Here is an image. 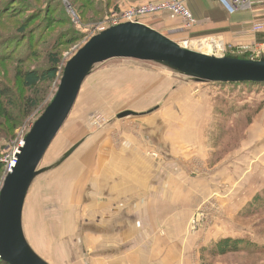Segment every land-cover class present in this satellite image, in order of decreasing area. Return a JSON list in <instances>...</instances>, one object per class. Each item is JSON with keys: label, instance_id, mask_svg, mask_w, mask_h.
Segmentation results:
<instances>
[{"label": "rangeland", "instance_id": "obj_1", "mask_svg": "<svg viewBox=\"0 0 264 264\" xmlns=\"http://www.w3.org/2000/svg\"><path fill=\"white\" fill-rule=\"evenodd\" d=\"M133 2L120 0L118 6L123 9L136 5ZM95 3L96 0H0L2 59L5 58L3 53H7L5 45L8 41L1 36L10 37L19 33L17 22L21 16L18 14L26 11L22 5L37 11L46 8L44 13L51 6L52 11L56 10V21L49 27H44L40 20L29 27H37L36 37L42 30V42L34 48V60L19 66L14 61H0V90L11 88L18 96L19 104L30 94L37 101L31 115L12 132L13 139L6 142L0 140V153L6 152L12 142L27 135L34 121L52 101L61 80L57 76L56 81L29 93L15 77L17 71L32 68V65H43L42 53H47L46 47H51L54 40L58 41L54 51L64 68L67 61L95 36V27L100 28L111 18V14L121 11L118 8L115 12L111 10L98 15ZM7 9L9 11L3 15ZM71 25L84 35L83 39L71 43L64 41ZM203 40L213 38L190 36L176 43L192 49L195 42ZM213 50L214 47H211V52ZM228 52V48L225 51L221 49L214 55H245L251 58L253 54L251 50L235 54ZM123 80L125 82L121 84ZM133 82L138 84L136 90L131 89ZM132 91L140 93L130 94ZM121 114L122 118H118ZM187 117L202 120H196L195 127L201 136L189 145L176 140L173 143L176 150L171 153L169 142L164 139L170 131L180 134L185 133L186 128L190 129L195 120L190 127L182 126V120ZM125 135L132 140H124ZM82 140H85L82 145L58 165L64 154ZM121 142H127L136 151L143 152L141 155L146 156L148 164L154 166L161 153L164 154V164L171 157L177 158L188 177L200 179L202 183L204 178H210L207 181L210 182L209 193L201 197L200 205L185 227L184 241L187 243L188 237H194V247L190 254H186L184 249L179 253V264H183V258L188 257L190 264H264V253L216 254L217 245L225 239L244 238L252 245H264V209L255 210L257 201H254L258 199V194L264 193V86L244 90L241 86L204 83L162 64L129 59L109 60L91 69L70 115L37 168L38 173L23 207L22 230L28 247L41 261L46 264H90L93 259L95 264H109L102 259L107 256L105 250L103 256L100 250H92L89 236L92 233L89 232L93 223L99 220L96 225L103 224L107 235L103 238L104 242L122 239L112 232L116 221H108V213L114 211L110 188L114 182L121 181V174L117 179L107 180L113 166L111 151L118 150ZM79 153L86 156L80 170L71 175L65 174L66 169L60 173L70 162L77 161ZM100 160L104 161L103 166H99ZM143 165L147 166L145 162ZM5 177L2 168L0 188ZM92 181L94 183L91 184ZM96 184H100V188L94 189ZM119 199V204L125 207L119 216H136L129 213L131 207L126 205L132 201L123 196ZM253 208L254 213L251 212ZM98 211H102L103 215L98 216Z\"/></svg>", "mask_w": 264, "mask_h": 264}, {"label": "crops", "instance_id": "obj_2", "mask_svg": "<svg viewBox=\"0 0 264 264\" xmlns=\"http://www.w3.org/2000/svg\"><path fill=\"white\" fill-rule=\"evenodd\" d=\"M146 1L157 0H134L136 4ZM186 6L197 21V25L190 31L184 30L181 21L170 13H161L147 19L144 23L175 42L190 36L194 38H217L215 41L221 43L222 50L231 48L228 53L232 54L240 53V48L245 46L252 50L255 45L264 41V33L254 34L251 29V24L254 21H264V0H255L251 11L238 12L233 15H229L218 0H188ZM192 80L195 79L192 78ZM124 82L123 80L121 84ZM137 87L136 82L131 84L132 90H136ZM127 88L129 91L130 88L128 86ZM133 93H140V91L130 92V94ZM196 106L194 108H197ZM196 120L202 121L187 117L182 120V126L190 127L194 121L190 129L186 128L185 133L180 134H173L170 131L166 135L164 141L169 142L171 153L176 150L173 144L176 140L189 145L201 136L195 129ZM195 131L197 133H194ZM127 139L129 142L132 140L125 135L124 140ZM85 140L78 143V147ZM121 144L122 146L118 150L111 151L110 160L113 166L107 174V180L110 181L113 177L117 179L118 174H121V181L114 182L110 188L113 191L110 194H113L111 201L114 205V211L108 213L110 216L108 221H116L117 225L113 226L112 232L115 237L118 236L122 239L104 242L103 238L107 236L105 227L103 224L96 225L100 222L97 220L91 226L92 231L89 232L92 233L89 234L92 243L91 248L93 251L98 250L99 252L100 250L101 256L106 251L107 256L102 259L107 260L109 264H179V253L184 249L186 254H190L194 247V245L192 246L195 243L194 237H188L187 243L184 241L185 227L189 217L200 205L201 197L209 193L210 182L207 181L210 178H204L205 181L202 183L200 179L188 177L183 171L184 167L179 166L177 158L171 157L164 164V154L161 153H159V158L155 159L156 162L153 166L146 162V156L141 155L143 152L136 151L127 142H121ZM77 156V161L70 162L60 173L65 169L66 175L79 171L86 156L81 153ZM107 158L109 159V157ZM61 159L58 165L64 162H61ZM143 162L147 166L143 165ZM103 164L104 161L100 160L99 166H103ZM161 172L164 173L163 176L160 175ZM195 184H204V186L201 188ZM99 185H94V189L95 187L100 188ZM110 185L109 183L108 186L110 187ZM121 196L132 201L126 205L131 207L129 213H134L136 216H119L120 211L125 209L119 204ZM101 215L103 212L98 211V216ZM121 228L123 229L121 230ZM93 239H96L95 242ZM112 253H116L117 256H109ZM187 261L190 264L189 257L183 258L182 263L186 264ZM90 264H95V261L92 259Z\"/></svg>", "mask_w": 264, "mask_h": 264}, {"label": "water", "instance_id": "obj_3", "mask_svg": "<svg viewBox=\"0 0 264 264\" xmlns=\"http://www.w3.org/2000/svg\"><path fill=\"white\" fill-rule=\"evenodd\" d=\"M114 59L162 64L204 83L264 84V59L200 53L182 47L145 24L122 23L90 38L65 64L55 96L27 133L17 163L0 188V261L4 264H46L28 247L23 235L25 199L37 168L67 120L84 80L94 66ZM77 147L78 144L69 149L61 162Z\"/></svg>", "mask_w": 264, "mask_h": 264}, {"label": "trees", "instance_id": "obj_4", "mask_svg": "<svg viewBox=\"0 0 264 264\" xmlns=\"http://www.w3.org/2000/svg\"><path fill=\"white\" fill-rule=\"evenodd\" d=\"M119 1L120 0H96V13L98 15H103L108 13L109 11H117L119 8ZM16 2V1H15ZM13 2L10 4V8L13 7ZM2 5V4H1ZM0 5V7H1ZM138 5V4H136ZM23 6V11L18 14V16H21V20L17 22L18 26V34L15 36H1L3 40H7L8 43H6L5 50L7 53H3L5 56L4 59L0 58V61H14L18 66L23 63H28L33 59V56H36L34 48L36 45L42 42L41 40V32L37 35L35 30H37V27L34 29H30L32 23L35 24L37 20H40L42 22V25L44 27L50 26L56 21L55 17V11H52V6L48 8V12L44 13V8L42 11H37L34 9H29L27 6ZM122 10V8H119V10ZM9 9L5 11L3 15H5ZM41 13H37V12ZM44 13V14H43ZM77 14V13H76ZM78 20L81 23V19L79 15L77 14ZM2 18V15H0V19ZM33 24V25H34ZM39 26V25H38ZM65 32V31H64ZM66 39L64 41L67 42H75L80 41L83 39L84 35L80 32H78L74 27H71L68 29V33L66 34ZM12 40V41H10ZM72 40V41H69ZM21 41V42H19ZM58 44V41L54 40L51 47L47 46L46 50L47 53L43 51L42 55L44 58L43 65L35 66L32 65V68L29 69H19L16 73V78L19 80V83L21 87L30 93V91L36 92L38 88L42 85H46L48 83H52L56 81L57 76L59 78L62 77L63 73V66L61 65V62L59 60V55L57 54L55 48ZM40 47V46H39ZM20 50V52H18ZM54 51V52H53ZM19 53V54H18ZM18 54V55H17ZM230 57H236L241 59H249L245 55L241 56H234V55H226ZM221 86H230V87H243L244 90H251L254 86H264V84H255V83H218ZM19 100L16 93L10 88H2L0 90V140L1 141H10L13 139L12 132L17 128V126L27 117L31 115V113L36 108V98L34 96L27 95L24 97L23 100H21V103L17 102ZM17 105H19L17 107ZM40 117V115H39ZM38 117V118H39ZM37 118V119H38ZM36 119V120H37ZM35 120V121H36ZM34 121V123H35ZM3 166L0 164V174L2 173ZM264 193H260L257 195L258 199H254V201H257V205L255 207V210L264 209ZM255 201V202H256ZM254 202V203H255ZM254 213V208L252 211ZM244 239V238H243ZM234 240V239H225L217 245L218 250H216V254L219 256L223 255H229V254H245L248 255L249 253H254L256 255L263 254L264 253V245L261 246H255L252 245L248 240ZM214 253H212L213 255ZM1 263V261H0Z\"/></svg>", "mask_w": 264, "mask_h": 264}, {"label": "built area", "instance_id": "obj_5", "mask_svg": "<svg viewBox=\"0 0 264 264\" xmlns=\"http://www.w3.org/2000/svg\"><path fill=\"white\" fill-rule=\"evenodd\" d=\"M188 0H157L146 1L144 3L133 5L123 8L118 14H111V18L107 20L100 28L95 27V33L100 32L122 24V23H139L144 22L151 17L157 16L161 13H170L181 21L184 30L190 31L196 25L197 21L194 19L190 11L186 6ZM224 10L233 15L238 12H248L254 7L255 0H218ZM251 29L254 34L264 33V21H255L251 24ZM231 50V48H229ZM250 50L248 47L240 48V53ZM252 57L250 60L258 61L264 59V41L255 45V48L251 50ZM216 52L213 53V55ZM216 56V55H215ZM26 136V134H25ZM16 140L12 142L7 148L6 152L0 153V164L4 168V175H7L12 171L17 163V155L24 146V139Z\"/></svg>", "mask_w": 264, "mask_h": 264}, {"label": "bare ground", "instance_id": "obj_6", "mask_svg": "<svg viewBox=\"0 0 264 264\" xmlns=\"http://www.w3.org/2000/svg\"><path fill=\"white\" fill-rule=\"evenodd\" d=\"M213 40L214 41L203 40V42H195L196 44L192 45L193 46L192 49H194L197 52L204 53V54H213L214 52L218 53L221 51V50H219L221 48V43L215 41V39H213ZM208 41H210L213 44H211ZM211 47H214V50L212 52H211Z\"/></svg>", "mask_w": 264, "mask_h": 264}]
</instances>
